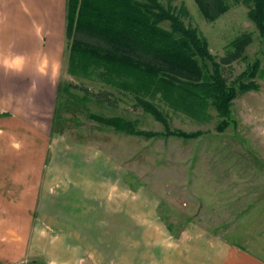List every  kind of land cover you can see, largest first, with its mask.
Here are the masks:
<instances>
[{"label": "crops", "instance_id": "0c3cea01", "mask_svg": "<svg viewBox=\"0 0 264 264\" xmlns=\"http://www.w3.org/2000/svg\"><path fill=\"white\" fill-rule=\"evenodd\" d=\"M46 1L23 0L35 7ZM34 15L46 33L51 31L45 46L40 48L28 35L27 43L1 47L0 264H264L262 188L243 194L212 190L204 206L193 196L187 211L180 212L190 213V219L182 222L165 225L150 211L140 220L131 211L117 209L100 225H91L101 211L92 209L85 174H101L99 178L113 186H120L124 176H104V165L82 159V149L75 144L58 156L59 72L55 61L42 58L44 51L56 56L54 37L59 33L51 28L58 31L59 24L52 13L47 21ZM61 21L66 39V2ZM233 148L228 156L234 157L244 178L262 179V155L252 159L244 142ZM243 154L249 157H240ZM58 170L60 178L54 174ZM87 179L90 187L89 175ZM212 180H220V175H212ZM102 201L106 205V197ZM159 234L163 243L157 241Z\"/></svg>", "mask_w": 264, "mask_h": 264}, {"label": "rangeland", "instance_id": "374dc122", "mask_svg": "<svg viewBox=\"0 0 264 264\" xmlns=\"http://www.w3.org/2000/svg\"><path fill=\"white\" fill-rule=\"evenodd\" d=\"M59 2L57 5L56 1L48 0L46 3H38L35 7L23 0H0V60H2L3 45L14 46L27 43L26 39L30 40L28 35L35 37L37 41L35 43L40 48L45 46L46 41L50 39L48 35L51 31L46 33L42 24L36 20L34 13L40 14V18L45 17L44 21L49 20L50 13L54 14L59 24L58 31L56 27L51 28L55 29L54 32L56 31L57 34L59 33V36L54 37L56 56H47L44 51L42 59L55 61L59 72L58 116L60 122L57 151L60 152L57 154L60 156L61 153L72 150L75 144L82 149V152L77 149L81 152L82 159L91 160L98 167L104 165L102 167L104 176L113 173L124 176L120 186H113L106 185L100 179L103 177L101 174L100 178L90 172L85 174L84 189L91 190L92 209L99 207L101 211L100 216L96 214L94 220H91L92 226L100 225L109 212L113 213L117 209L131 211L140 220L143 219L142 216L147 217V212L150 211L159 217L162 223L168 225L169 222L190 219V213L180 212L187 211L186 206L192 201L193 196H197L201 205L204 206V203L210 199L205 195L211 194L212 190H219L221 194L227 190L243 194L254 188H262L264 191V38L249 19V10L246 6L233 5L226 14L209 22L200 13L195 0H162L165 6L171 4L177 9L186 8L188 17L183 18L185 24L197 29L207 40L209 49L217 61L226 55L229 50L228 45L236 38L245 33L252 35L253 43L247 48V59L223 67L224 77L229 83L237 80L256 61L261 64V72L254 79L259 90L240 95L233 102L231 108L233 123L224 133L217 131V126L222 119L214 108L210 109L213 119L208 123L198 124L184 114L174 113L163 104H159L171 132L182 131L191 134L199 131L202 133L197 139L186 140L165 135L152 139L128 136L89 119V112L108 117L121 116L136 121L139 130L159 134L166 132L162 123L146 114L141 108H136V101L132 96L124 97L123 103L116 111H106L94 103L83 102L81 93L74 90L68 91L66 87L68 83L76 85L84 83L95 91L100 90L101 85L68 74V42L61 26L63 21L61 19L65 17L66 0ZM163 26L168 27L169 24L164 23ZM23 56L21 55L22 59ZM19 57L17 55L7 60L13 61ZM237 142L248 144L247 149L252 159L257 160L262 155V179L246 180L235 165L234 157L228 156V152L231 154L235 152L233 145ZM78 151L73 152L74 155ZM247 156L243 154L240 157ZM55 172L57 178H60L59 174H62V171ZM233 173L235 175H232ZM88 175L90 187L89 183L88 186L86 183ZM212 175H220V180H212ZM105 197L107 203L102 205L105 202L102 198ZM219 199L226 201L227 197ZM96 201L102 204H96ZM209 231L216 234L226 232L221 229ZM144 235L145 238L148 237L147 232ZM91 236L92 240L95 234L92 232ZM161 236L158 235L159 243H163L159 239ZM19 264L41 263L25 261Z\"/></svg>", "mask_w": 264, "mask_h": 264}, {"label": "trees", "instance_id": "16d2710c", "mask_svg": "<svg viewBox=\"0 0 264 264\" xmlns=\"http://www.w3.org/2000/svg\"><path fill=\"white\" fill-rule=\"evenodd\" d=\"M195 2L209 22L233 5L246 6L249 19L264 38V0ZM184 17H188L185 7L165 6L162 0H66L68 74L101 85L95 91L84 83H68V91L81 93L83 102L106 111H116L124 97L132 96L136 108L162 123L166 132L139 130L136 121L121 116L89 112V119L118 133L147 139L165 135L192 140L202 135L199 131L171 132L160 103L198 124L210 122V109L214 108L222 119L217 126L220 133L233 123V102L240 95L259 90L254 79L261 64L256 61L231 83L224 77L223 67L246 60L253 37L249 33L239 36L217 61L207 40L187 26Z\"/></svg>", "mask_w": 264, "mask_h": 264}]
</instances>
